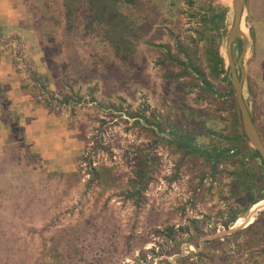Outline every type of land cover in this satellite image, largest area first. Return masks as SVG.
Returning <instances> with one entry per match:
<instances>
[{"label":"rangeland","instance_id":"1","mask_svg":"<svg viewBox=\"0 0 264 264\" xmlns=\"http://www.w3.org/2000/svg\"><path fill=\"white\" fill-rule=\"evenodd\" d=\"M21 1L31 20L33 17L27 10H43L42 0H27L28 4ZM33 1L36 5L32 4ZM48 1L57 16L61 10L60 0ZM143 1L148 10L156 14L157 22L146 31L145 43L140 44L146 61L142 74L145 83H141L135 93L132 92L130 81L133 79L129 73L104 68L102 56L110 55V51L101 44L92 42L89 48L78 44L77 51L70 56L67 52L62 53L59 59L63 63L58 69L62 81L56 85L44 60V67L35 70L37 76L30 77L27 73L34 71L25 46L18 45L20 41L17 38L13 41L1 38V52L8 51L21 58L23 71L20 73L26 78L23 81L27 80L33 89L34 86L40 89L41 82L36 79L43 80L46 90L41 93L36 89L35 97L40 99L34 97L35 100L49 114L58 117L62 124L65 123L66 136L78 139V147L74 148L77 150L72 163L74 170L62 172L47 169L41 155L31 151L26 143L29 152L35 156V170L45 174L39 185L40 197L16 210L17 215L10 214L9 208H3V219L0 217V264H15L13 257L24 260L28 253L33 256L31 264H42L41 258L44 264H55V247L66 248L69 264H82L84 260L93 258V254L98 255L101 264H264L263 231L246 233L237 239L231 235L248 227L254 215L264 211V200L241 212L240 207L245 204L242 200L244 193L238 196L237 189H233L235 177L228 174L231 167L227 170L219 167L212 179L205 169L201 183L203 170L199 164L194 167L190 158L183 160L182 151L161 138L163 134L156 137L149 125L154 121L165 123L168 115L171 122L176 117L187 119L190 108L215 112L218 117L209 119L208 124L213 120L220 125L219 121L226 115L225 111L217 109L219 105L212 96L200 97V91L191 86L193 81L188 75H178L181 71L179 65L165 59L166 50L178 53L179 39L198 48L197 59L205 72L208 71L203 56L204 43L190 40L197 39L196 32L201 25L196 11L200 5L204 6L205 0H192L193 5L189 0ZM231 2L213 0L214 4L230 7L220 48L223 56L233 21ZM241 29L248 38L243 60L246 71L243 94L264 144V0H246ZM37 50L42 55L40 49ZM94 53L99 55L92 56ZM239 54L240 50H236L235 61ZM79 66L82 72L77 75L75 70ZM70 86L86 96L84 102L65 101L64 95H71ZM213 86L221 91L217 79L213 80ZM89 92L95 94L96 100L87 95ZM140 111L144 116L141 126L131 115ZM206 138L208 135H200L198 139L206 141ZM5 148V155L0 158V177L12 164L13 148L8 145ZM258 163L256 160L255 164ZM142 171L149 178L137 204L135 199L127 197V192L133 190ZM35 201L34 207L32 202ZM231 208L240 216L226 228L223 222L227 216L224 215ZM194 219L205 222L202 226L207 234L199 239L190 228ZM76 226L80 232L74 244L67 240L64 230ZM180 226H189L190 233L177 232ZM213 227L216 230L210 232L208 229ZM169 228L175 233L171 239L165 236ZM189 234L193 236L190 238ZM52 236L61 241L55 242ZM215 237L230 238L224 254L202 250V242ZM177 248L180 253H186L189 260L180 259L181 254L171 255ZM201 250L205 252V259L199 262L197 253ZM143 251L146 255L144 260L140 258ZM164 259L168 262L165 263Z\"/></svg>","mask_w":264,"mask_h":264},{"label":"trees","instance_id":"2","mask_svg":"<svg viewBox=\"0 0 264 264\" xmlns=\"http://www.w3.org/2000/svg\"><path fill=\"white\" fill-rule=\"evenodd\" d=\"M25 4L27 0H24ZM30 1V0H28ZM33 1V5H36ZM44 6L43 10H27L30 11L32 20V31L37 41L38 48L42 52L45 67L50 74V78L56 85L62 81L59 75V64L63 61L59 59L62 53H75L77 45L92 46V42L103 45L104 49L110 51V55L102 56L105 69L112 68L114 72L129 73L130 81L133 85L132 92L135 93L145 80L142 78L146 61L140 50V44L146 41V31L150 30L157 22V16L152 10H148L143 0H60L61 10L55 15V10L50 6L48 0L41 1ZM28 4V3H27ZM189 4L193 5V1L189 0ZM38 5V3H37ZM230 7L227 5L214 4L213 0H205L204 6H199L196 14L200 17V30L196 32L197 39L190 38L193 43L202 41L203 56L208 71L205 72L199 60L197 59V47L190 46L177 39L178 53L174 54L170 50H166L165 59L173 64L179 65L181 71L179 76H189L192 79V87L198 88L200 97L209 95L219 105V111H225V117L219 121L220 125L212 120L208 124L209 119L217 118L215 112L206 109L190 108L187 112V119L176 117L173 122L170 121V115L166 117L165 123L159 121L149 122L151 131L156 137L167 139L168 144L174 146L176 150L182 151V159L190 158L193 166L199 164L202 169L200 182L205 177V169L210 173L211 179L219 170H227L231 167L228 174L235 178L232 181L233 189H237L238 196L242 193V200L245 201L244 207H240L241 212H246L253 205L264 200V164L260 155L249 145V142L243 133L240 112L237 107L234 90L230 82L229 67L225 64L224 56L220 48L223 44L226 33V20ZM59 18V20H57ZM242 40L236 39L232 46V53L235 59V51L242 48ZM160 47V46H158ZM94 53L92 56H98ZM238 71V68H237ZM81 67L76 68L75 73L81 74ZM67 76V74H65ZM220 82V92L213 86V80ZM39 82L38 89L41 93L45 89L44 82L41 78L36 79ZM142 81V82H141ZM142 83V84H141ZM145 83V82H144ZM25 81L24 86H30ZM31 87V86H30ZM33 88V87H32ZM34 91V97L36 95ZM71 95L65 94V101H85L86 96H82L80 91L74 90L70 86ZM80 92L79 96L78 93ZM91 99L96 100L93 93H88ZM77 96V99H73ZM37 100L40 98L35 97ZM247 106L248 103L246 102ZM45 105L48 106V100L45 99ZM0 106L2 117L1 120L9 128L8 146L13 148L11 156L12 164L4 176L0 177V217L3 219V208H9V213H15L19 208H23L28 201L36 200L40 197L39 185L42 181V175L35 170L33 160L36 159L34 154L29 152L26 147L24 137V128L20 125L18 118L11 116L8 101L0 89ZM249 108V106H248ZM117 110V109H115ZM121 113V112H119ZM120 115V114H119ZM137 125L141 126L143 113L135 112L131 114ZM253 123L256 124L254 114L250 110ZM185 124L187 127L183 126ZM218 128H217V127ZM256 126V125H255ZM205 129V130H203ZM202 131V132H201ZM204 132V134H203ZM200 135H208L206 141L198 139ZM256 160L259 161L258 164ZM49 175V174H47ZM60 177L61 174H58ZM149 177L144 176L143 171L138 174V183L133 185V190L127 192V197L135 199L139 203L140 193L146 188V180ZM23 185V187L21 186ZM35 194V195H34ZM35 197V199H34ZM36 206V201L32 202ZM3 215V216H2ZM227 216L223 225L229 228L230 224L239 218L238 212L233 208L224 215ZM190 228L193 229L196 239L207 234L202 226L204 221L194 219L191 221ZM189 226H180L177 232L190 233ZM210 232L216 230L215 227L208 229ZM65 237L72 243H76L75 238L80 230L75 228H66ZM264 234V211L254 215V220L248 227L234 231L233 239H237L246 233ZM172 228L167 229L165 236L172 238L174 235ZM193 235L189 234L191 238ZM230 237V236H229ZM229 237H215L204 240L203 249H209L212 253L224 254L229 247L227 244ZM55 242H60L56 237L52 236ZM197 253V261L202 262L205 259V252ZM55 264H69L65 249L53 248ZM181 254L179 256L183 261L189 260L186 253L177 251L171 255ZM14 256V254H13ZM93 254V258L84 260L82 264H101V260ZM144 251L140 258L145 259ZM15 264H31L33 256L22 259H15ZM168 262L166 259L163 260ZM196 261V262H197ZM41 263L44 264L41 258ZM195 263V262H194ZM75 264V263H73Z\"/></svg>","mask_w":264,"mask_h":264},{"label":"crops","instance_id":"3","mask_svg":"<svg viewBox=\"0 0 264 264\" xmlns=\"http://www.w3.org/2000/svg\"><path fill=\"white\" fill-rule=\"evenodd\" d=\"M32 24L21 0H0V40L8 38L13 41L17 38L20 41L18 45L25 46L34 71L27 74L33 78L32 75L37 76L35 70L43 66V57L30 30ZM20 61L11 52L0 50V89L8 101L10 115L18 118L24 128L26 143L31 151L41 155L47 169L73 171L72 163L77 153L74 148L78 147V139L66 136L65 123L62 124L58 117L49 114L43 105L37 103L32 85L24 86L23 80L26 78L20 73L23 71ZM1 117L0 106V158L5 155V145L10 141L9 128Z\"/></svg>","mask_w":264,"mask_h":264},{"label":"water","instance_id":"4","mask_svg":"<svg viewBox=\"0 0 264 264\" xmlns=\"http://www.w3.org/2000/svg\"><path fill=\"white\" fill-rule=\"evenodd\" d=\"M245 2L246 0H232L231 2L233 21L225 42L224 59L226 66L229 67L230 82L234 90L237 107L240 112L243 133L245 134L249 145L260 155V158L264 164V144L260 138L255 124L253 123L250 110L246 104L243 94V84L246 76L243 60L248 46V38L241 29ZM237 38L242 40L243 44L241 52L235 61L232 53V46ZM251 212L253 211L251 210ZM238 227H240V225Z\"/></svg>","mask_w":264,"mask_h":264},{"label":"built area","instance_id":"5","mask_svg":"<svg viewBox=\"0 0 264 264\" xmlns=\"http://www.w3.org/2000/svg\"><path fill=\"white\" fill-rule=\"evenodd\" d=\"M17 57L19 58V60H21V58L19 57V55Z\"/></svg>","mask_w":264,"mask_h":264},{"label":"bare ground","instance_id":"6","mask_svg":"<svg viewBox=\"0 0 264 264\" xmlns=\"http://www.w3.org/2000/svg\"><path fill=\"white\" fill-rule=\"evenodd\" d=\"M244 32V31H243Z\"/></svg>","mask_w":264,"mask_h":264}]
</instances>
